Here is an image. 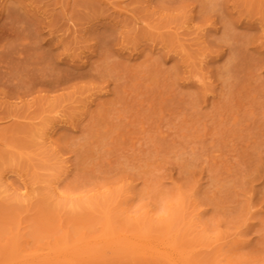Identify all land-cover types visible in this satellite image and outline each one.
<instances>
[{"label":"rangeland","instance_id":"rangeland-1","mask_svg":"<svg viewBox=\"0 0 264 264\" xmlns=\"http://www.w3.org/2000/svg\"><path fill=\"white\" fill-rule=\"evenodd\" d=\"M221 252L264 264V0H0V264Z\"/></svg>","mask_w":264,"mask_h":264},{"label":"bare ground","instance_id":"bare-ground-1","mask_svg":"<svg viewBox=\"0 0 264 264\" xmlns=\"http://www.w3.org/2000/svg\"><path fill=\"white\" fill-rule=\"evenodd\" d=\"M53 118H54V123L51 126H49L47 130L42 134L44 145H52L57 126L62 123V115L60 112L56 111ZM66 173H67L66 169L60 171L57 177H55L52 180V183L49 186L52 193L56 194L57 196H59L60 182L63 178L66 177ZM132 199H133V193H129V195L125 196L123 203L129 204V202L132 201ZM128 212H129L128 209L122 210L123 214H128ZM149 218H151V216H149ZM195 218H198V215L195 216ZM170 257L174 259L175 256L171 254ZM224 263H225V256H224V253L221 252L217 256L216 264H224Z\"/></svg>","mask_w":264,"mask_h":264}]
</instances>
